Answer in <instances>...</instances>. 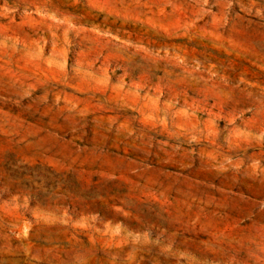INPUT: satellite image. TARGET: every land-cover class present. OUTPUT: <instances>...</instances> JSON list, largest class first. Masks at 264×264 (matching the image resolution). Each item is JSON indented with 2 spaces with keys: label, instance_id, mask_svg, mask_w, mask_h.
<instances>
[{
  "label": "rangeland",
  "instance_id": "374dc122",
  "mask_svg": "<svg viewBox=\"0 0 264 264\" xmlns=\"http://www.w3.org/2000/svg\"><path fill=\"white\" fill-rule=\"evenodd\" d=\"M0 264H264V0H0Z\"/></svg>",
  "mask_w": 264,
  "mask_h": 264
}]
</instances>
